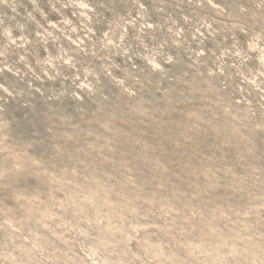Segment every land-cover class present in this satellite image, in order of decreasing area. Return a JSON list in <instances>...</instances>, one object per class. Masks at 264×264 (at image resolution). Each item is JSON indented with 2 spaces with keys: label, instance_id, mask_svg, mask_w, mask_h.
<instances>
[{
  "label": "rangeland",
  "instance_id": "374dc122",
  "mask_svg": "<svg viewBox=\"0 0 264 264\" xmlns=\"http://www.w3.org/2000/svg\"><path fill=\"white\" fill-rule=\"evenodd\" d=\"M0 264H264V0H0Z\"/></svg>",
  "mask_w": 264,
  "mask_h": 264
}]
</instances>
